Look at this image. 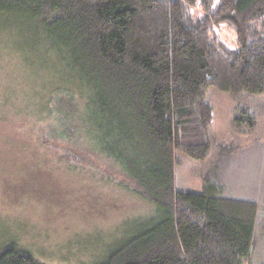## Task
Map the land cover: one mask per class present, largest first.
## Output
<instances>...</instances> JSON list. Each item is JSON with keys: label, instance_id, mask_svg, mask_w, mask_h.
Returning <instances> with one entry per match:
<instances>
[{"label": "trees", "instance_id": "obj_1", "mask_svg": "<svg viewBox=\"0 0 264 264\" xmlns=\"http://www.w3.org/2000/svg\"><path fill=\"white\" fill-rule=\"evenodd\" d=\"M1 19L33 26V48L64 74L35 121L40 151L92 175L86 154L106 158L124 188L160 211L95 264H241L255 244L257 203L211 184L177 190L175 159L211 154V88L264 94V0H0ZM0 264L47 262L11 243Z\"/></svg>", "mask_w": 264, "mask_h": 264}, {"label": "rangeland", "instance_id": "obj_2", "mask_svg": "<svg viewBox=\"0 0 264 264\" xmlns=\"http://www.w3.org/2000/svg\"><path fill=\"white\" fill-rule=\"evenodd\" d=\"M219 32L234 43L230 27ZM37 39L33 26L0 20V247L17 243L47 264H95L161 214L121 185L108 159L86 154L98 169L92 175L61 165L53 149L40 151L35 121L64 74L43 46L33 48ZM208 100L211 154H179L175 187L201 193L217 185L224 195L256 202L255 244L241 264H264V94L211 88ZM31 150L52 161L24 160Z\"/></svg>", "mask_w": 264, "mask_h": 264}]
</instances>
